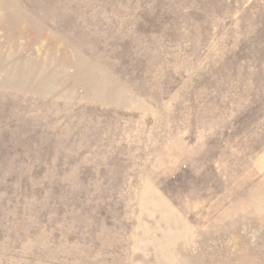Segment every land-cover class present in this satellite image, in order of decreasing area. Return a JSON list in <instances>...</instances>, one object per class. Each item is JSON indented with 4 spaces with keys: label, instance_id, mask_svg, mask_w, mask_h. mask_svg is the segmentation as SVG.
<instances>
[{
    "label": "rangeland",
    "instance_id": "374dc122",
    "mask_svg": "<svg viewBox=\"0 0 264 264\" xmlns=\"http://www.w3.org/2000/svg\"><path fill=\"white\" fill-rule=\"evenodd\" d=\"M0 264H264V0H0Z\"/></svg>",
    "mask_w": 264,
    "mask_h": 264
}]
</instances>
